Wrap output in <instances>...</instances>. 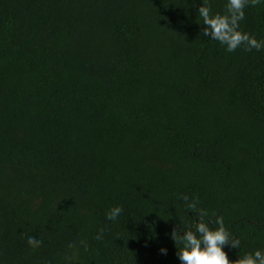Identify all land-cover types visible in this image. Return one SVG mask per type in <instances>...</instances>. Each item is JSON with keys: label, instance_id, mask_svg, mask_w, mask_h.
<instances>
[{"label": "trees", "instance_id": "1", "mask_svg": "<svg viewBox=\"0 0 264 264\" xmlns=\"http://www.w3.org/2000/svg\"><path fill=\"white\" fill-rule=\"evenodd\" d=\"M201 4L0 0V264H180L199 209L230 260L264 249V50L204 37Z\"/></svg>", "mask_w": 264, "mask_h": 264}, {"label": "clouds", "instance_id": "2", "mask_svg": "<svg viewBox=\"0 0 264 264\" xmlns=\"http://www.w3.org/2000/svg\"><path fill=\"white\" fill-rule=\"evenodd\" d=\"M255 0H227L223 13H213L210 0H202L198 9V15L203 22L202 35L213 41H218L225 46L229 53L243 47L245 51L264 50V39H257L254 35L242 31L240 24L245 20V9L254 5ZM187 207L195 209L197 201L189 200L188 196L181 197ZM124 209L122 206H114L106 213L108 221L116 222ZM200 220L195 228L174 227L169 234L175 244L181 245L177 252L180 264H264V249H256L239 256L238 260H230L226 248L240 249L241 242L235 238L226 227L223 216H217L215 220L208 217V213L199 209ZM104 230L100 229L95 236L96 240H102ZM27 243L33 249L42 246L43 241L34 236L28 237ZM80 244L85 250L88 248L86 240ZM160 253L167 255V248H161Z\"/></svg>", "mask_w": 264, "mask_h": 264}]
</instances>
